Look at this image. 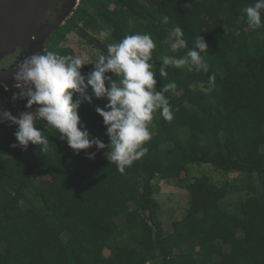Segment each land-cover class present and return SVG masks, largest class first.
<instances>
[{
	"label": "trees",
	"instance_id": "16d2710c",
	"mask_svg": "<svg viewBox=\"0 0 264 264\" xmlns=\"http://www.w3.org/2000/svg\"><path fill=\"white\" fill-rule=\"evenodd\" d=\"M254 2L80 0L45 51L71 62L78 54L62 43L75 32L97 59L108 42L150 33L156 91L177 85L164 93L174 116L166 121L159 110L153 113L151 139L143 145L148 151L123 173L108 159L110 139L95 110L106 98L93 95L78 109L82 130L105 148L93 145L78 155L43 119L35 126L48 137V152L31 143L24 149L18 126L0 118V264H264V26L251 28L242 11ZM175 26L187 47L172 49ZM101 30L110 39L102 40ZM199 35L208 43L201 53L207 71L163 64L165 55L185 56ZM161 67L167 77L160 76ZM80 71L86 76L91 67L85 62ZM21 88L0 84L7 96ZM204 165L223 180L194 175ZM173 180L187 191V208L167 234L156 195L162 182Z\"/></svg>",
	"mask_w": 264,
	"mask_h": 264
},
{
	"label": "clouds",
	"instance_id": "9594fccd",
	"mask_svg": "<svg viewBox=\"0 0 264 264\" xmlns=\"http://www.w3.org/2000/svg\"><path fill=\"white\" fill-rule=\"evenodd\" d=\"M79 2L80 0L78 4ZM242 11L246 14L247 24L251 28L264 26V0H255L254 4ZM168 20L165 16L162 22L167 24ZM183 36L184 32L179 26L171 30L169 41H175L171 43L172 49L187 47ZM99 37L102 40L110 39L111 34L107 30H101ZM155 47L150 33L127 34L118 42L106 44V55H98L94 70L86 76L80 71L85 64L80 56L75 55L71 62L67 57L52 51L37 52L26 57L19 64V71L15 76L17 80L28 85L26 89L19 85L22 87L20 93H14L18 94L22 105L21 108H14V112L20 115L14 116L8 111L3 113L6 120L18 126L15 136L19 145L24 149L29 143L40 145L42 151L48 152V137L35 126L36 120L43 119L58 131L61 139L67 140L69 147L77 155L79 150L93 145L100 149L105 148L99 138L90 139L87 129L82 130L78 109L85 100L91 103L93 95L96 98H106L104 107L98 106L95 110L103 118L110 139L111 151L108 159L123 173L126 167L147 153L148 149L143 145L151 139L149 125L153 121V113L159 110L166 121H171L174 116L170 99L164 93H169L177 85L175 82H168L161 91H156V73L150 63ZM207 50L208 43L199 35L185 56L176 58L165 55L162 61L164 65L175 68L188 65L190 70L194 68L196 71H207V64L201 56ZM109 72L118 79L106 75ZM159 74L161 77L168 76L163 67ZM213 81L214 76L209 78V84ZM89 87L92 95H89ZM76 93H79L80 98L73 100ZM0 96H5V93L0 91ZM7 97L11 100L12 95ZM24 97L27 98L28 108L38 106L35 114L23 106ZM12 147L17 145L13 144Z\"/></svg>",
	"mask_w": 264,
	"mask_h": 264
},
{
	"label": "water",
	"instance_id": "95a60500",
	"mask_svg": "<svg viewBox=\"0 0 264 264\" xmlns=\"http://www.w3.org/2000/svg\"><path fill=\"white\" fill-rule=\"evenodd\" d=\"M77 5L78 0H0V60L10 49L24 46L23 54L12 65L0 70V84L8 89L12 85L28 87L15 78L19 64L26 57L45 51L52 32L66 21ZM40 19L43 24L34 30L29 24ZM30 29L35 33L33 39Z\"/></svg>",
	"mask_w": 264,
	"mask_h": 264
},
{
	"label": "rangeland",
	"instance_id": "374dc122",
	"mask_svg": "<svg viewBox=\"0 0 264 264\" xmlns=\"http://www.w3.org/2000/svg\"><path fill=\"white\" fill-rule=\"evenodd\" d=\"M42 24L43 21L42 19H40V20H36L35 22L31 21L29 25H31L35 30V28L40 27ZM30 30L33 39L34 38L33 34L35 33L32 31V29ZM62 45L72 47L75 50V52L78 54V56H80L82 59H84V61L87 64L90 65L91 71L94 70L96 63V56L98 52H95V50L89 47L87 43H85V41L81 37H79V35H77V33L70 32L68 34L67 39L62 43ZM17 49H21L23 53L24 46H17L15 48L10 49L9 52L0 60V66L6 64L7 63L6 61L8 60V58H10L13 55V53L16 54L17 52H19V50L17 51ZM2 69H4V67H2L0 70ZM199 85L202 86L203 82L199 81ZM199 85L198 83H196L194 86H199ZM0 107H1L0 118H4L3 113L5 111L11 112L14 111V108H16L15 102L10 100L7 97V95L0 96ZM66 142H67L66 139H61V145L65 144ZM202 172L211 175L212 177H214L215 180L216 179L223 180L224 178V175L222 173L219 174L218 171H215L214 168L207 165H204L202 168H200L197 172L194 173V175L196 174L199 175ZM230 176L233 177L234 175L231 174L228 177ZM161 187H162L161 189L162 191L160 194L156 195V197L161 204V221L163 224V228L165 233L168 234L172 231L173 221L181 219L183 213L187 208L186 207L187 199H183V197L185 198L187 191L185 190V188H181L179 186L178 180H173L171 182H162ZM177 188L183 193V196L178 195L180 193L177 192L179 191ZM181 199H183V203L181 202L182 201ZM107 254H109V252H107Z\"/></svg>",
	"mask_w": 264,
	"mask_h": 264
},
{
	"label": "flooded vegetation",
	"instance_id": "af4514ba",
	"mask_svg": "<svg viewBox=\"0 0 264 264\" xmlns=\"http://www.w3.org/2000/svg\"><path fill=\"white\" fill-rule=\"evenodd\" d=\"M60 6H61V4H60ZM46 48V47H45ZM19 50V52H17L16 54H14L13 53V55L10 57V58H8V60L6 61L7 63L6 64H4V65H1L0 66V69L2 68V67H4V68H7V67H9L10 65H12L23 53H22V50L21 49H17V51ZM23 52H24V50H23ZM7 58V57H6ZM5 58V59H6Z\"/></svg>",
	"mask_w": 264,
	"mask_h": 264
},
{
	"label": "built area",
	"instance_id": "2783aa9c",
	"mask_svg": "<svg viewBox=\"0 0 264 264\" xmlns=\"http://www.w3.org/2000/svg\"><path fill=\"white\" fill-rule=\"evenodd\" d=\"M11 100L15 102V107L16 108H21L22 107V105L20 103V97L18 96V94L12 95Z\"/></svg>",
	"mask_w": 264,
	"mask_h": 264
}]
</instances>
